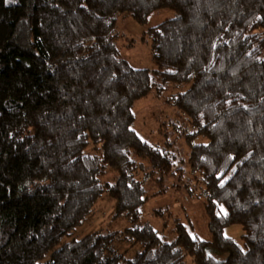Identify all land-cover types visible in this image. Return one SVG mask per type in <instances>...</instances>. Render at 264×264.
<instances>
[{
  "label": "trees",
  "instance_id": "obj_1",
  "mask_svg": "<svg viewBox=\"0 0 264 264\" xmlns=\"http://www.w3.org/2000/svg\"><path fill=\"white\" fill-rule=\"evenodd\" d=\"M164 8L155 69H136L116 23ZM171 83L189 85L170 100L196 127L211 240L141 223L135 156L165 173L173 156L134 130V106ZM103 200L132 226L77 236ZM0 264H264V0H0Z\"/></svg>",
  "mask_w": 264,
  "mask_h": 264
},
{
  "label": "rangeland",
  "instance_id": "obj_2",
  "mask_svg": "<svg viewBox=\"0 0 264 264\" xmlns=\"http://www.w3.org/2000/svg\"><path fill=\"white\" fill-rule=\"evenodd\" d=\"M176 16L173 9L164 8L153 12L145 22H138L132 17L119 18L116 23V44L121 54L134 68L153 71L155 67L149 29ZM188 88V84L171 83L161 93L152 90L148 96L135 102L134 130L144 141L158 149H166L173 156L172 173L162 172L149 159L135 156L142 165L137 171V178L143 182L147 194L151 195L141 207V223L149 224L160 233L167 234L180 222L193 235L211 240L210 220L205 206V185L196 180L190 163L193 144L188 136L195 132L196 127L187 114L170 100ZM208 141L204 136L193 138L195 144ZM112 211L111 202L101 201L95 209L94 217L77 231V236H83L93 228L110 233L122 232L132 226L129 218H112ZM224 234L239 240L243 229L239 225L227 227ZM212 255L218 259H226L228 256L214 252Z\"/></svg>",
  "mask_w": 264,
  "mask_h": 264
}]
</instances>
